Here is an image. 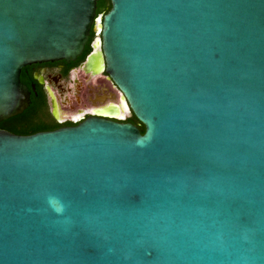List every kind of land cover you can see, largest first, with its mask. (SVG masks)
Wrapping results in <instances>:
<instances>
[{"label": "water", "instance_id": "obj_1", "mask_svg": "<svg viewBox=\"0 0 264 264\" xmlns=\"http://www.w3.org/2000/svg\"><path fill=\"white\" fill-rule=\"evenodd\" d=\"M98 1L0 0V123L93 32L79 70L144 128L0 129V264H264V0Z\"/></svg>", "mask_w": 264, "mask_h": 264}, {"label": "flooded vegetation", "instance_id": "obj_2", "mask_svg": "<svg viewBox=\"0 0 264 264\" xmlns=\"http://www.w3.org/2000/svg\"><path fill=\"white\" fill-rule=\"evenodd\" d=\"M94 38L95 34L91 32L87 44L89 53ZM85 57L81 61L77 58L70 62L56 61L25 67L21 71L20 82L30 92V104L16 118L32 113L42 129L37 133L74 127L89 118L117 122L104 113L107 110H111L107 113H114V108L119 106L117 90L106 74L91 77L79 70ZM132 116L131 113L124 114V119L119 122L131 123L129 119Z\"/></svg>", "mask_w": 264, "mask_h": 264}, {"label": "trees", "instance_id": "obj_3", "mask_svg": "<svg viewBox=\"0 0 264 264\" xmlns=\"http://www.w3.org/2000/svg\"><path fill=\"white\" fill-rule=\"evenodd\" d=\"M110 9V2L109 0H99L96 4V15H104ZM89 53L88 46L83 51L81 57L78 59L81 61L87 54ZM131 124L138 127L141 133L144 132V128L141 124H139L134 116L129 119ZM39 122L33 118L32 113L25 114L24 116L18 118H12L8 121H4L0 123V129L6 130L15 135L27 136L37 133L38 131L42 130L39 126Z\"/></svg>", "mask_w": 264, "mask_h": 264}, {"label": "bare ground", "instance_id": "obj_4", "mask_svg": "<svg viewBox=\"0 0 264 264\" xmlns=\"http://www.w3.org/2000/svg\"><path fill=\"white\" fill-rule=\"evenodd\" d=\"M118 98H119V106H118L119 112L117 113V117L124 118V114H127L128 112L122 98L119 95Z\"/></svg>", "mask_w": 264, "mask_h": 264}]
</instances>
